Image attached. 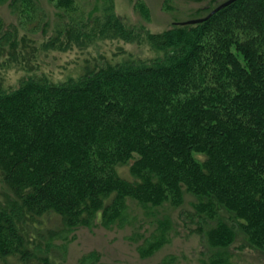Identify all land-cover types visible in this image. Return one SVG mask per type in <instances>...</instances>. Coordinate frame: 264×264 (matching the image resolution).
I'll return each instance as SVG.
<instances>
[{"label":"trees","instance_id":"obj_1","mask_svg":"<svg viewBox=\"0 0 264 264\" xmlns=\"http://www.w3.org/2000/svg\"><path fill=\"white\" fill-rule=\"evenodd\" d=\"M32 7L16 0L21 23ZM178 23L152 32L108 15L85 33L67 21L38 40L0 32L3 264H35L40 243L111 225L128 199L179 205L183 192L198 197L195 232L212 248L264 255V0ZM106 40L152 56L84 52ZM72 50L81 70L55 80L45 69Z\"/></svg>","mask_w":264,"mask_h":264},{"label":"rangeland","instance_id":"obj_2","mask_svg":"<svg viewBox=\"0 0 264 264\" xmlns=\"http://www.w3.org/2000/svg\"><path fill=\"white\" fill-rule=\"evenodd\" d=\"M71 1L70 7L56 8L48 0H34L35 7L30 9V13L25 12L21 23L17 18L19 13L14 9L16 0H0L3 23L0 32L38 40L45 32H42L44 28L51 33L58 21H67L85 33L102 23L108 15L119 17L127 27H145L158 32L171 28L175 22L202 17L222 0ZM88 50L92 53L106 52L108 56L120 51L141 57L152 56L147 47L120 41H99L84 52ZM79 52L72 50L59 55L52 67L45 71H53L55 80H62L68 74L76 75L81 70L75 69L74 65ZM6 192V187L0 182V204L7 201ZM181 199L179 205L169 198L160 206L128 199L124 210L111 225L102 226L94 221L89 227H77L61 238L40 243L43 254L34 263L81 264L89 258L92 264H264L262 251L248 245L246 248L241 245L229 249L212 248L205 235L195 232L198 215H201L193 209L198 197L183 192ZM223 216L221 214L218 219ZM200 224L212 226L216 224V217ZM239 242L247 244L242 238ZM13 261L8 260L9 264H17ZM0 264L3 263L0 261Z\"/></svg>","mask_w":264,"mask_h":264},{"label":"water","instance_id":"obj_3","mask_svg":"<svg viewBox=\"0 0 264 264\" xmlns=\"http://www.w3.org/2000/svg\"><path fill=\"white\" fill-rule=\"evenodd\" d=\"M235 1H237V0H226V1L222 2L220 5H218L215 9H213L209 13V15H207L206 17L198 18V19H191V20H188V21L180 22L178 24H180V25H189V24H196V23L202 22V21L206 20L207 18H209L215 12L219 11L220 9L224 8L225 6L230 5L231 3L235 2Z\"/></svg>","mask_w":264,"mask_h":264}]
</instances>
